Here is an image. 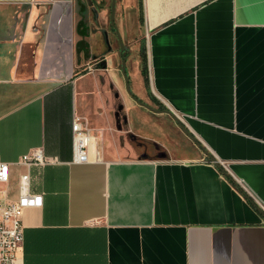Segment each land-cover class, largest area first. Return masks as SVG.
I'll return each instance as SVG.
<instances>
[{
  "label": "crops",
  "instance_id": "1",
  "mask_svg": "<svg viewBox=\"0 0 264 264\" xmlns=\"http://www.w3.org/2000/svg\"><path fill=\"white\" fill-rule=\"evenodd\" d=\"M110 1L0 0V205L41 195L14 264H264V0Z\"/></svg>",
  "mask_w": 264,
  "mask_h": 264
},
{
  "label": "built area",
  "instance_id": "2",
  "mask_svg": "<svg viewBox=\"0 0 264 264\" xmlns=\"http://www.w3.org/2000/svg\"><path fill=\"white\" fill-rule=\"evenodd\" d=\"M71 161L87 162L98 158L94 147V136L85 128L79 118L70 124ZM50 162L41 149L35 148L20 156L18 163L27 167H41ZM8 179V165L0 161V183ZM27 172L20 173L17 181V196L14 200L0 205V264H14L16 251L22 244L23 211L41 205V195L30 190Z\"/></svg>",
  "mask_w": 264,
  "mask_h": 264
},
{
  "label": "water",
  "instance_id": "3",
  "mask_svg": "<svg viewBox=\"0 0 264 264\" xmlns=\"http://www.w3.org/2000/svg\"><path fill=\"white\" fill-rule=\"evenodd\" d=\"M113 8H114V0H111L110 1V7H109V18H110V22L112 23V15H113ZM116 39L118 41V44H119V52L121 53L124 49L122 47V43H121V40H120V36L118 33H116ZM120 72L121 74L124 76V81H125V88H126V91L128 93V95H130V97L139 105L151 110V111H159V110H155L153 108H151L150 106H148L147 104L145 103H142L140 102L139 100H137L135 97H133L131 95V93L129 92V89H128V86H127V78L125 76V73H124V59H121V62H120ZM167 114H169L173 119L174 121L177 123V125L181 128L182 132L195 144V146L206 156H208L210 158V155L209 153L203 148V146L195 139V137L178 121V119L168 110H161Z\"/></svg>",
  "mask_w": 264,
  "mask_h": 264
},
{
  "label": "rangeland",
  "instance_id": "4",
  "mask_svg": "<svg viewBox=\"0 0 264 264\" xmlns=\"http://www.w3.org/2000/svg\"><path fill=\"white\" fill-rule=\"evenodd\" d=\"M122 82H123V84H122V90H123L124 93H126L127 91H126V88H125V82H124L123 76H122ZM127 85H128L129 92L132 93L131 90H130L129 83H127ZM164 125H165L164 126V128H165V130H164L165 131V136H164V139H163L164 143L165 144H168L169 146H173V148L177 151V154H183L185 152L188 153V154H190V152L192 150L189 149V148L187 150L184 149L185 144H184L183 139L181 138V136H179L175 132L176 131L175 128H178V125L176 123H175V126H177V127H175V126H171L170 127L167 124H164Z\"/></svg>",
  "mask_w": 264,
  "mask_h": 264
}]
</instances>
